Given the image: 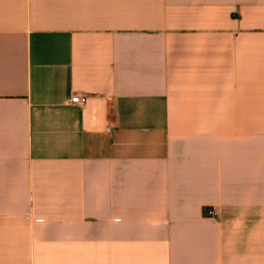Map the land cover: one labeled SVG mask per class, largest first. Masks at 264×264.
I'll use <instances>...</instances> for the list:
<instances>
[{"label": "crops", "instance_id": "crops-1", "mask_svg": "<svg viewBox=\"0 0 264 264\" xmlns=\"http://www.w3.org/2000/svg\"><path fill=\"white\" fill-rule=\"evenodd\" d=\"M0 264H264V0H0Z\"/></svg>", "mask_w": 264, "mask_h": 264}, {"label": "built area", "instance_id": "built-area-1", "mask_svg": "<svg viewBox=\"0 0 264 264\" xmlns=\"http://www.w3.org/2000/svg\"><path fill=\"white\" fill-rule=\"evenodd\" d=\"M72 102L75 104L82 105V104H85L86 98L83 96H75L72 98Z\"/></svg>", "mask_w": 264, "mask_h": 264}]
</instances>
